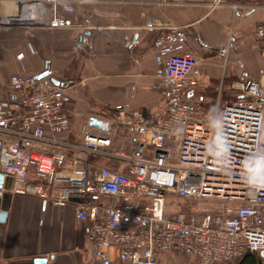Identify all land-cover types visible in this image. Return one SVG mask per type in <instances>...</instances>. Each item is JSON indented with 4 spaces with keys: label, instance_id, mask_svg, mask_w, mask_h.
Returning <instances> with one entry per match:
<instances>
[{
    "label": "built area",
    "instance_id": "built-area-1",
    "mask_svg": "<svg viewBox=\"0 0 264 264\" xmlns=\"http://www.w3.org/2000/svg\"><path fill=\"white\" fill-rule=\"evenodd\" d=\"M14 2V12L0 11V34L26 27L86 29L65 0ZM232 5L238 13L240 4ZM227 32L218 52L223 68L243 37ZM255 34L264 43V21ZM190 39L188 25L170 26L155 39L165 111L145 114L119 103L109 115L88 116L76 140L63 136L71 110L66 82L53 73L16 72L11 101L0 97V172L12 178L10 192L73 206L76 218L89 224L86 264H160L162 255L177 251L190 264H232L247 252L264 264V64L255 77L238 58L233 98L220 107L219 97L207 114L196 107L202 60L187 48ZM73 46L84 48L82 40ZM117 127L129 131L130 153L113 150ZM175 197L221 204L175 209Z\"/></svg>",
    "mask_w": 264,
    "mask_h": 264
},
{
    "label": "crops",
    "instance_id": "crops-1",
    "mask_svg": "<svg viewBox=\"0 0 264 264\" xmlns=\"http://www.w3.org/2000/svg\"><path fill=\"white\" fill-rule=\"evenodd\" d=\"M65 1L74 7L70 14L74 21L87 25L85 30L77 26L26 27L1 32L0 47L10 44L14 54L3 53L0 58V97L11 101L9 81L14 73L25 70L39 74L49 63L53 75L66 82L71 127L63 136L70 140L80 138L88 116L109 115L119 103L127 102L131 109L145 114L166 110L168 100L159 76L155 39L170 26L188 25L191 39L187 48L202 60L200 97L201 91L204 98L209 95L211 82L238 78V58L255 77L264 64V43L255 34L264 21V0H220L215 6L213 0ZM236 2L240 8L235 14L232 4ZM15 7L14 0L0 1L1 12H14ZM231 28L243 37L240 49L231 52L223 68L218 52ZM77 40H82V50L74 48ZM127 41L132 43L126 46ZM20 52L24 57L18 59ZM132 146L127 128L117 127L113 150L130 153ZM99 161L109 164L106 158ZM4 207L7 217L0 221V264L43 256L48 257L46 264H86L90 258L89 224L76 218L73 206H53L37 196L14 193ZM174 254L162 255L160 264H173Z\"/></svg>",
    "mask_w": 264,
    "mask_h": 264
},
{
    "label": "rangeland",
    "instance_id": "rangeland-1",
    "mask_svg": "<svg viewBox=\"0 0 264 264\" xmlns=\"http://www.w3.org/2000/svg\"><path fill=\"white\" fill-rule=\"evenodd\" d=\"M8 42L11 43L12 40H10ZM3 53L8 55V56H12L14 54V52L11 50L10 44L0 47V58L2 57ZM6 55H4V56H6ZM232 83L233 82H226L225 80H222V81L221 80H215V81L211 82V84H209V85L210 86L213 85L212 90L207 93L209 95L206 94L207 96H205V98H204L205 92L201 91V94L203 96L200 97V105L196 106V107L200 108L205 113L209 114L215 109V105L217 104L219 97H220L219 106L221 107L223 103H225L226 101L231 100L233 98L231 96V94H232V92H231ZM220 87H222V88H220ZM200 113H202V112H200ZM199 116L204 117L203 113ZM172 200H173V205H174L175 209H184V210L193 209L195 206H198V204L203 201V200H201L199 202L197 200H190V199L184 200V199H180L177 197L173 198ZM218 200H216L214 198H210V199H205L203 201V203H205L207 205H209V204L214 205L215 201H217L216 203H218V205H220L221 202H219ZM89 254H90V258H91V253L89 252ZM90 258L86 261L88 262L90 260ZM171 262L173 264H190V259L188 258V256L184 252L177 251L173 255Z\"/></svg>",
    "mask_w": 264,
    "mask_h": 264
},
{
    "label": "water",
    "instance_id": "water-1",
    "mask_svg": "<svg viewBox=\"0 0 264 264\" xmlns=\"http://www.w3.org/2000/svg\"><path fill=\"white\" fill-rule=\"evenodd\" d=\"M52 69L50 68L49 63L46 65V69L39 74V77H44L51 75ZM52 80L56 84H60L59 80L56 79L54 76L51 77ZM95 123L99 124V122L94 121ZM13 180L10 176H4L2 172H0V221H5L7 217V209L4 207L5 202L9 197H11L12 193L10 192V188L12 186ZM53 258V256H51ZM48 261V257H34L29 259L25 262L16 263V264H46Z\"/></svg>",
    "mask_w": 264,
    "mask_h": 264
},
{
    "label": "trees",
    "instance_id": "trees-1",
    "mask_svg": "<svg viewBox=\"0 0 264 264\" xmlns=\"http://www.w3.org/2000/svg\"><path fill=\"white\" fill-rule=\"evenodd\" d=\"M232 264H262V260L256 254L247 252Z\"/></svg>",
    "mask_w": 264,
    "mask_h": 264
},
{
    "label": "bare ground",
    "instance_id": "bare-ground-1",
    "mask_svg": "<svg viewBox=\"0 0 264 264\" xmlns=\"http://www.w3.org/2000/svg\"><path fill=\"white\" fill-rule=\"evenodd\" d=\"M8 8H9V9H11V5H10V6H8Z\"/></svg>",
    "mask_w": 264,
    "mask_h": 264
}]
</instances>
